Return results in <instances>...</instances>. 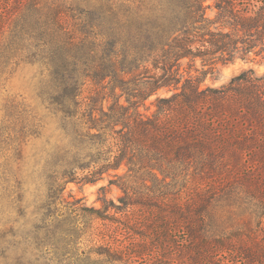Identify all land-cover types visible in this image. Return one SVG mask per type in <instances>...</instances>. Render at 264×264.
Instances as JSON below:
<instances>
[{
    "label": "trees",
    "instance_id": "1",
    "mask_svg": "<svg viewBox=\"0 0 264 264\" xmlns=\"http://www.w3.org/2000/svg\"><path fill=\"white\" fill-rule=\"evenodd\" d=\"M259 56L264 0H0V76L32 68L37 100L0 178L46 187L49 208L69 182L109 177L122 191L116 203L100 187L92 214L80 199L45 214L35 260L264 264V73L204 84Z\"/></svg>",
    "mask_w": 264,
    "mask_h": 264
},
{
    "label": "rangeland",
    "instance_id": "2",
    "mask_svg": "<svg viewBox=\"0 0 264 264\" xmlns=\"http://www.w3.org/2000/svg\"><path fill=\"white\" fill-rule=\"evenodd\" d=\"M198 66L201 67L200 61H198ZM249 68H254L259 74H263L264 60L262 57L250 60L238 58L228 64H219L213 73L206 76L204 84L214 86L225 84L232 77ZM34 73V70L28 66L16 72L9 67L0 76V172L7 161L14 164L13 159L18 153L21 140L19 135L20 114L25 108L23 103H33V105L37 103V100L33 98L34 91L31 84ZM160 94L163 95L166 92L161 91ZM156 97L157 94H154L146 102V105L151 107L150 111L154 109L152 103ZM30 137L32 138L24 143V150L28 154L32 153L33 149L41 143L38 138H35V134ZM4 176L11 177L6 175V172L3 174L1 172L0 177L5 178ZM2 178H0V264H39L40 262L34 258L38 252L35 251V246H31L28 239L42 225L41 221L45 214L54 212L57 215L58 211L68 210L76 199H80L81 208H88L85 209L86 213L92 214L91 208L102 206L101 201L98 200L100 187L108 185L110 180L109 177H105L93 183L69 182L64 190V200L58 201L56 206L52 205L49 208L47 195H51V192L46 187H40L38 191L36 186L29 182L24 185L22 191L15 187V181L4 183L5 180L3 181ZM121 193L117 185L107 186L109 200L119 203L118 196ZM91 221L90 219L88 223L93 224V228L100 233L98 238H101L103 234L112 236L113 231L107 229L113 227L111 224H106L101 219H96L93 223ZM122 232L118 229L114 233L122 235ZM89 245L91 244L87 239H83L81 246L88 248Z\"/></svg>",
    "mask_w": 264,
    "mask_h": 264
}]
</instances>
